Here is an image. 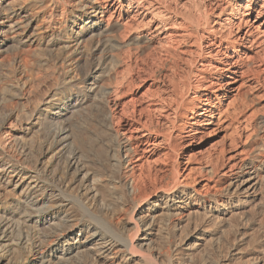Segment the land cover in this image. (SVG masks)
I'll list each match as a JSON object with an SVG mask.
<instances>
[{"label":"bare ground","instance_id":"bare-ground-1","mask_svg":"<svg viewBox=\"0 0 264 264\" xmlns=\"http://www.w3.org/2000/svg\"><path fill=\"white\" fill-rule=\"evenodd\" d=\"M65 4L67 0H0V264H235L239 245L250 240L251 230H264L262 221L247 210L252 202L262 208L264 181V162L254 164L251 144L250 158L242 168L232 170L226 181L217 183L216 194H200L179 180L176 160L161 161L158 169L135 163L140 160V143H148L147 152L172 148L170 130L176 126L172 108L165 110L163 125L141 121L132 111L124 124L130 133H115L109 127L102 132L96 125L77 120L74 129L64 127L53 136L44 131L50 118L68 123L77 112L99 110L98 94L114 58L109 51L100 55L113 29L104 21L105 3L77 0L63 25L56 24L58 11L66 13ZM84 42L89 43L88 53L81 51ZM37 46L48 53L36 60L38 67L74 58L82 78L67 73L56 91L29 113L20 109L3 112L19 83L24 89L22 69L8 70L5 59ZM19 96L25 99V93ZM258 136L264 143V120ZM68 150L70 154L65 155ZM109 150L116 152L115 157L108 156ZM82 155L99 169L81 160ZM114 166L124 167L131 179V198L137 209L133 234L107 221L102 213V205L114 193L115 175L110 171ZM99 170L105 177H99ZM149 189H159L152 201L147 199ZM40 203L46 204L42 212L28 209ZM235 213L242 214L240 226L222 253L228 219ZM12 217L21 219L24 226L42 224L46 228L31 252V262L16 258L8 224ZM51 219L58 221L53 225ZM239 264H264V247L254 249Z\"/></svg>","mask_w":264,"mask_h":264},{"label":"rangeland","instance_id":"rangeland-1","mask_svg":"<svg viewBox=\"0 0 264 264\" xmlns=\"http://www.w3.org/2000/svg\"><path fill=\"white\" fill-rule=\"evenodd\" d=\"M74 1L77 0H67L63 7L65 14L58 11L56 24L63 25ZM100 1L106 4L104 21L113 27L110 43L102 47L100 55L109 51L114 57L104 87L98 94L101 111L77 112L68 123L50 118L43 126L46 133L53 136L64 127L74 129L72 124L76 120L93 127L96 125L99 131L109 127L114 132L130 133L124 124L132 111L141 121L162 124L167 114L165 110L171 112L172 108L176 125L170 130L172 148L160 147L147 152L148 143H140V160L135 163L158 169L163 165L161 161L176 160L179 180L200 194H216L217 183L226 181L232 170L242 168L250 158V144L255 150L252 153V156L255 154L254 164L264 162V143L258 136L264 120V13H261L264 0ZM39 31L43 32V28ZM86 43L81 46L83 53L90 52L89 43ZM47 55L39 46L5 59L8 70L22 69L24 89L19 83L3 112L20 109L29 113L43 97L56 91L67 73L82 78L81 67L74 58L64 62L52 60L38 67L36 60ZM19 93H25L24 100L19 99ZM100 112H105V116ZM66 152L65 155L70 154L69 150ZM107 154L115 157L116 152L109 150ZM80 157L98 168L86 156ZM110 171L115 175V189L109 202L102 205V213L107 221L125 226L133 234L137 209L131 198V179L122 166L120 169L114 166ZM100 173V178L105 177ZM158 190L149 189L147 199L154 200ZM260 191L262 208L252 202L247 210L264 225V181ZM45 205L30 204L28 209L40 213ZM241 216V213L229 216L230 226L221 245L222 253H226L227 241L239 229ZM8 221L12 230L10 241L16 244V258L31 262V252L46 230L45 226H24L17 217ZM55 221L58 219L50 220L53 225ZM263 231L259 227L251 230L250 240L239 245L235 264L246 260L254 249L264 247ZM140 234L139 230L135 242Z\"/></svg>","mask_w":264,"mask_h":264}]
</instances>
